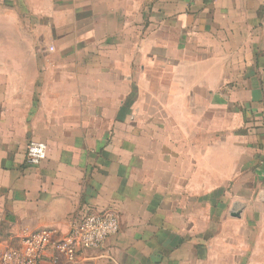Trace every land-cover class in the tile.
I'll use <instances>...</instances> for the list:
<instances>
[{
    "label": "crops",
    "instance_id": "crops-1",
    "mask_svg": "<svg viewBox=\"0 0 264 264\" xmlns=\"http://www.w3.org/2000/svg\"><path fill=\"white\" fill-rule=\"evenodd\" d=\"M6 1L0 252L112 213L57 264H264V0Z\"/></svg>",
    "mask_w": 264,
    "mask_h": 264
},
{
    "label": "built area",
    "instance_id": "built-area-1",
    "mask_svg": "<svg viewBox=\"0 0 264 264\" xmlns=\"http://www.w3.org/2000/svg\"><path fill=\"white\" fill-rule=\"evenodd\" d=\"M49 50L53 51V48ZM46 153L44 143L30 142L26 148L27 164L39 165L46 158ZM118 229V220L114 214H90L72 224L69 234L61 240L54 239L52 231L48 229L25 235L19 248L0 252V264H41L49 251L53 252L50 264H57L59 255L73 261L78 247L98 249Z\"/></svg>",
    "mask_w": 264,
    "mask_h": 264
},
{
    "label": "rangeland",
    "instance_id": "rangeland-1",
    "mask_svg": "<svg viewBox=\"0 0 264 264\" xmlns=\"http://www.w3.org/2000/svg\"><path fill=\"white\" fill-rule=\"evenodd\" d=\"M5 1L6 0H0V3H4ZM11 1L14 2L16 0H11ZM8 2H9V0H8ZM23 2H24V4L26 3L25 1H23ZM27 4L29 6V4H31V0H27ZM27 4H26V7H27ZM33 5H35V4L33 3ZM27 12H28L27 13V23L29 24V26H28L29 38H31L32 42H34L37 38V37L35 38V35H37V33H36L35 27L32 25V23H30V21L35 19V17H37V11H36L35 6H33V8L32 7L29 8V11H27ZM1 14L2 15L11 14L12 16H14V15L20 16V15H18V13L16 14L14 11L2 12ZM14 18L17 19L18 21L20 18L23 20V13H22V17L20 16V18L19 17H17V18L14 17ZM40 38L41 37H40V32H39V37L37 39L39 40ZM43 42H44L43 44H39V43L29 44L28 50H39V51L45 50L46 46H48L46 38H44Z\"/></svg>",
    "mask_w": 264,
    "mask_h": 264
}]
</instances>
